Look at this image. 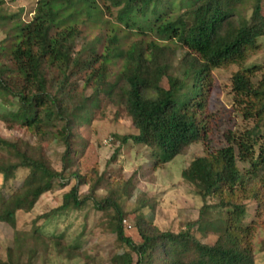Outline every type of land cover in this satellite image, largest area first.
Here are the masks:
<instances>
[{
	"label": "trees",
	"instance_id": "obj_1",
	"mask_svg": "<svg viewBox=\"0 0 264 264\" xmlns=\"http://www.w3.org/2000/svg\"><path fill=\"white\" fill-rule=\"evenodd\" d=\"M112 9L115 19L106 16ZM22 11L0 13L8 43L0 46V95L10 97L13 107L3 122L37 135L41 143L57 139L65 150L58 172L43 145L0 137L20 157L0 155V218L13 231L0 264L47 261L52 250L76 257L79 247L44 233L37 223L85 205L105 219L119 248H127L109 264H255L254 237L264 225V64L244 65L264 38V0H38L29 21L21 19ZM231 65L239 67L233 97L252 126L229 131L225 146L206 148L182 170L201 199L196 220L176 231L161 230L150 215L155 200L143 194L136 201L137 242L123 223L129 183L110 185L102 197L101 175L82 193L86 176L77 168L60 204L36 216L30 229L19 226V217L51 191L55 177L63 179L79 154L76 127L91 123L96 113L106 116L104 104L115 108L116 120L124 113L130 118L136 133L122 142L146 147L154 168L186 155L193 144H206L211 71ZM258 71L260 78L252 81ZM22 170L26 174L12 187ZM209 235L216 237L213 243Z\"/></svg>",
	"mask_w": 264,
	"mask_h": 264
},
{
	"label": "rangeland",
	"instance_id": "obj_2",
	"mask_svg": "<svg viewBox=\"0 0 264 264\" xmlns=\"http://www.w3.org/2000/svg\"><path fill=\"white\" fill-rule=\"evenodd\" d=\"M1 14L18 13L21 8V19L29 21L38 0H0ZM106 16L115 19L116 10L112 9ZM0 29V46L7 45L5 30ZM260 48L247 60L245 67L263 66L264 64V38L259 39ZM3 55L0 56L2 61ZM239 69L238 65L226 68H215L211 71L212 83L209 88L207 111L211 116V131L206 144H193L189 152L184 156H176L167 162H159L157 167H152L150 151L143 146H136L131 141L124 143L123 138L129 134L136 133L131 120L124 113L118 120L115 119V108L103 105L106 116L96 113L91 123L88 121L76 127L74 130L78 135L81 145L75 144L79 154L74 156V161L62 173V178H54L51 191L41 196L31 212L19 217V226L30 229L36 216L48 213L60 204L61 196L74 184V179H69L74 169L80 168L81 174L86 176L85 185L80 190L86 192L88 188L103 175L97 194L106 195L111 188L110 185L127 182L130 185L129 193L123 200L124 229L129 237L137 242L141 241L135 226L140 218L137 211L136 201L145 194L147 201L155 200V207L150 215L153 216V224L161 230L176 231L188 221L196 220L201 199L194 189L186 183L181 172L196 157L205 155V149L221 148L226 145V134L229 131H239L252 126L251 121L242 118L239 107L233 97L232 77ZM261 72L252 77V81L260 78ZM165 81V80H164ZM11 98L0 95V137L1 140L15 141L17 138L29 140L31 144L43 145L47 148L51 167L62 171L61 157L64 153V145L54 139L52 142H39L37 135L24 131L21 127H8L4 121V115L12 111ZM0 140V155L14 161L19 160L18 154L3 141ZM117 153L114 155L115 150ZM119 149V150H118ZM146 156L149 160H142ZM113 159H111V157ZM111 159V160H110ZM151 159V161H150ZM110 162V163H108ZM108 163V164H107ZM27 171H20L18 178L11 181V186L18 183L20 177ZM42 175V173H40ZM44 176V175H43ZM45 180L50 175L44 176ZM0 176V189L2 186ZM65 182V183H64ZM7 192V191H6ZM145 212V211H143ZM253 209L250 213L253 214ZM46 221L40 220L44 233L55 234L62 238L67 244L79 247L76 257L68 259L64 254H58L55 250L48 255L47 261L35 260L34 264H109V258L118 252L127 250L125 246L119 248L114 236L111 235L104 218L95 213L91 205H85L76 211L57 213ZM217 215L221 218L222 215ZM249 222V218L246 220ZM205 223V222H204ZM216 224V223H215ZM201 227L200 225L196 228ZM13 231L0 218V256L6 259V249L12 246ZM216 237L209 235L207 242L213 243ZM264 242V225L257 231L254 237L253 249L255 253V264H264V250L261 244ZM85 256H89L88 260Z\"/></svg>",
	"mask_w": 264,
	"mask_h": 264
},
{
	"label": "clouds",
	"instance_id": "obj_3",
	"mask_svg": "<svg viewBox=\"0 0 264 264\" xmlns=\"http://www.w3.org/2000/svg\"><path fill=\"white\" fill-rule=\"evenodd\" d=\"M124 222V221H123Z\"/></svg>",
	"mask_w": 264,
	"mask_h": 264
}]
</instances>
